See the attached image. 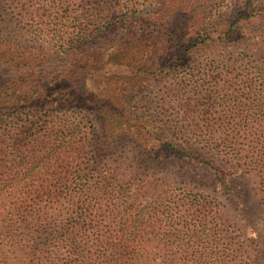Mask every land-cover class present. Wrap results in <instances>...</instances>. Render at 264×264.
Segmentation results:
<instances>
[{"label": "trees", "instance_id": "obj_1", "mask_svg": "<svg viewBox=\"0 0 264 264\" xmlns=\"http://www.w3.org/2000/svg\"><path fill=\"white\" fill-rule=\"evenodd\" d=\"M70 2L0 0V45L4 46L0 48V207L5 202L11 208L14 225L27 231L32 224L42 223L48 207L34 209L35 204L61 198L59 190L67 184L69 171L83 157L77 130L86 128L91 119L81 113L76 121L60 119L59 111L87 102L94 107L91 113L99 114L103 101H111L113 94L121 102L123 121L117 132L110 133L115 139L104 140L101 147L107 148L118 137L131 134L141 149L150 153L148 158L176 160L187 168L203 169L227 193L231 190L228 173L202 156L200 151H205L247 175H256L264 199V32L250 38L236 27L188 35L181 23L172 29L167 26L171 17L152 24L160 10L146 17L137 13L138 4L132 0L115 3L118 11L126 7L130 15L137 16L125 19L118 31L107 24L90 32L47 28L43 17L69 11ZM41 31L53 33L68 51L30 39L32 32L38 38ZM95 38L113 45L105 49L87 45ZM142 40L148 42V50L138 44ZM160 40L165 49L157 54L150 48ZM245 40L248 44L244 46ZM250 53L256 55L255 61L244 58ZM112 62L120 67L104 69ZM142 70L149 79L140 73ZM97 77L102 79V87L94 82ZM157 80L167 83L169 98L162 103L171 112L162 117L160 112H131L126 96L139 97L145 86ZM58 94L59 102L54 98ZM152 186V181L143 179L141 188ZM164 197L167 203L152 206L149 219H141L131 208L129 214L135 220L122 208L118 211L123 216L117 217L112 216L117 208L110 204L79 200V216L100 210L104 218L108 216L103 221L107 223L102 224V234L84 238L76 233L74 244L65 238L68 242L61 248L77 255L78 264H99L100 257L92 247L101 242L106 250L118 253L123 264H136L137 254L131 251L134 242L139 245L142 239L137 241L135 230L140 232L144 225L153 228L164 214L167 223L178 219L183 224L192 221L201 226L207 224L208 217L220 216L217 197L166 192ZM89 242L92 245L85 250ZM64 264L74 261L66 257Z\"/></svg>", "mask_w": 264, "mask_h": 264}, {"label": "rangeland", "instance_id": "obj_2", "mask_svg": "<svg viewBox=\"0 0 264 264\" xmlns=\"http://www.w3.org/2000/svg\"><path fill=\"white\" fill-rule=\"evenodd\" d=\"M116 1L71 0L73 4L70 2L69 11H60L50 17L44 16L43 20L47 28H82L90 32L107 24L118 31L123 27L125 19L137 16L130 15L126 7L118 11ZM132 1L138 4L137 13H144L146 17H151L154 11L160 10L155 13L152 24L155 20L163 21L171 17L167 26L172 29L181 23L188 35L199 30H228L236 27L248 33L250 38L264 32V0ZM30 35L31 40L43 41L47 47L68 51L67 45L60 44L63 42L51 32L42 33L38 38H35V32ZM119 38L120 36L116 41ZM245 41L244 46L248 44ZM87 43L91 47L97 45L103 49L113 45L104 38L88 40ZM138 44L148 50L146 40ZM1 47L4 46L0 45ZM150 49L157 54L161 53L165 49L164 41L154 43ZM212 57L216 58V55ZM245 57L246 61L256 60V55L251 53ZM108 66H104V69L120 67L115 62ZM140 73L145 79H149L146 78L147 72L142 70ZM94 82L98 87L103 86L101 78H95ZM60 86L62 87L61 83ZM168 92L167 83L157 80L154 85L145 86L139 97L127 95L126 107L131 112L136 109L146 114L160 112L162 117L171 112L162 103L165 97L169 98ZM113 93L117 94L118 90ZM54 98L61 101L60 94ZM120 106L121 102L113 94L111 101H103L99 114L91 113L95 111L94 107L87 102L77 106L71 104L70 108L59 111L60 119L76 121L78 113L91 119L86 128L77 130L76 140H81L83 157L69 171L67 184L59 190L61 198L35 204L34 209L39 206L48 207L42 223L32 224L27 231L19 230L14 225L16 218L12 216L11 208L3 203V208L0 207L3 209L0 216V264H64L66 257L78 264L75 260L77 255L65 252L61 248L62 243L69 241L73 245L76 233L84 238L102 234V224L107 223L103 221L108 217L104 218L100 210L92 211L87 217L79 216V200L96 202L97 205L110 204L117 208L112 216H123L122 211H118L122 208L128 211L131 220H135V216L129 214V210L134 208L133 213H138L141 219H149L152 206L167 203L165 192L166 195L200 194L217 197L220 202V216L208 217L207 224L201 226L192 221L183 224L178 219L173 224L167 223L168 216L164 214L160 221L153 223V228L144 225L140 232L135 230L139 235L137 241L142 239L139 245L134 242L135 246L131 251L137 254L136 264H264V199L261 198L259 178L235 169L220 157L200 151L202 156L212 159L228 173L226 179L231 190L226 193L214 182L212 174L203 169L196 166L187 168L176 160L148 158L150 153L144 152L131 134L128 137H118L107 148L101 147L104 140L115 139L110 138V133L117 132L123 121ZM143 179L152 181L153 188H141ZM74 221L78 223L74 224ZM141 223L148 224L147 221ZM147 239L149 241L145 245L144 241ZM216 241L218 246H215ZM91 245L89 242L84 249ZM92 251L95 256L100 257L99 264H105V260L108 264H123L120 255L106 250L101 242H96ZM102 254L105 258H101Z\"/></svg>", "mask_w": 264, "mask_h": 264}]
</instances>
